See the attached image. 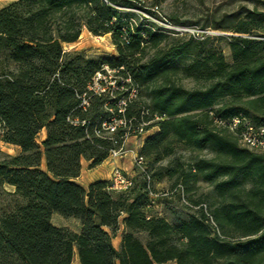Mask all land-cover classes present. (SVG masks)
<instances>
[{"label":"trees","instance_id":"obj_1","mask_svg":"<svg viewBox=\"0 0 264 264\" xmlns=\"http://www.w3.org/2000/svg\"><path fill=\"white\" fill-rule=\"evenodd\" d=\"M131 2L10 0L0 8V140L19 147L14 155L0 151V183L22 199L0 215V264L75 257L79 264H264V152L238 142L246 122L264 126V0L213 19L210 27L227 35L171 41L155 23H133L135 13L117 8ZM83 27L109 33L116 55L64 51ZM104 66L116 70L115 83L92 93ZM184 78L194 85L183 86ZM131 89L123 115L156 127L138 150L149 189L139 174L128 190L111 188L109 179L84 187L75 180L81 160L94 167L123 141L122 129L108 134L101 122ZM177 143L212 156L177 159L153 174L149 160H163ZM163 176L180 180L176 192L191 180L208 183V203L194 202V213L176 223L151 212L152 182ZM53 213L76 218L80 230L54 225ZM121 225L116 249L111 239Z\"/></svg>","mask_w":264,"mask_h":264},{"label":"rangeland","instance_id":"obj_2","mask_svg":"<svg viewBox=\"0 0 264 264\" xmlns=\"http://www.w3.org/2000/svg\"><path fill=\"white\" fill-rule=\"evenodd\" d=\"M6 5L10 0H4ZM132 4L117 5V8L125 11L135 13L136 17L128 18L131 22L144 21L146 23H155L167 33L169 40L177 38H188L192 36L194 39H201L203 35H227L228 32L215 30L210 27L213 19L218 18L220 15L228 13L238 7L245 5L249 0H131ZM5 6V5H4ZM134 23V22H133ZM150 25V24H148ZM217 45L228 55V48L224 42ZM64 51H82L85 55L95 57L99 55L114 56L116 50L111 42L110 34L93 35L85 27L82 28L81 34L74 42L63 43ZM180 82L185 87H192L193 81L190 79H181ZM144 99V96L141 97ZM156 127L153 122L149 123L148 131L141 138L145 139ZM45 130L39 131L36 137L37 143H41L44 139ZM140 139L138 137H129L125 142V148L131 153L129 156H123L119 159L128 161L132 160L133 154L138 149ZM0 151L3 153L14 155L19 151V147L0 140ZM132 156V157H131ZM212 153L207 150L191 151L181 143L174 145L173 153L165 157L163 160L150 162L149 167L154 174L160 168L165 166L174 165L178 159L180 162L189 163L195 157H211ZM84 163V162H83ZM113 164L105 165V168L100 169L99 175H108L110 168ZM114 165L122 168L124 171L133 174L132 169H124V165L117 159ZM114 166V167H115ZM40 167L45 168L44 160H42ZM85 172L88 171V165L83 164ZM180 182L176 176L168 177L163 176L160 180L154 179L152 182L154 193L158 196L154 200L151 212L163 216L170 223H176L180 220L187 219L189 215L194 213L196 206H192L194 202L208 203V196L212 190V186L201 180L193 182L190 181L188 190H184L183 196L185 203L180 195L174 189L175 184ZM187 187V186H185ZM13 188L7 183H0V215L11 212L17 205L21 204L22 199L19 195L12 193ZM167 193L162 195V193ZM59 219L63 225H69L71 228L77 227V222L71 217H63L58 213L54 214L53 220ZM139 237L144 240V235L140 234ZM75 258L71 264H79ZM164 264H172L170 262Z\"/></svg>","mask_w":264,"mask_h":264},{"label":"built area","instance_id":"obj_3","mask_svg":"<svg viewBox=\"0 0 264 264\" xmlns=\"http://www.w3.org/2000/svg\"><path fill=\"white\" fill-rule=\"evenodd\" d=\"M115 69H111L108 66H104L102 70L97 71L91 80V83L88 86V89L92 93H105L108 90V86H113L115 81L114 78L117 77L114 75ZM135 96V90L131 89L128 96L125 98H121L117 101V109L107 108L109 114L102 119L101 127L106 131V133L111 134L118 129H122L123 131V141L122 143L109 151L108 157L116 158L122 157L127 149L125 148V141L129 137H142L148 131L147 125L150 121L137 120L129 117H125L123 115L124 106L128 98ZM113 97V96H112ZM87 97H84L81 105L86 106ZM239 122V118L235 117L232 119V123L230 124V129H234L236 124ZM238 142L241 146L246 147L248 149L256 150L259 152H264V126L253 127L250 123H245V128L238 134ZM132 166H133V174L124 171L120 167H113L110 171L109 180L111 182V188L115 190H128L134 185V178L136 175H141L145 177L148 183L149 189V181H150V172L147 166V162L145 157L140 155L138 151H135L132 157ZM178 191L180 192L182 200L188 204L186 199L183 196V189L181 185H178ZM151 194V203L154 204V199L158 196L157 193ZM167 193H162V195H166Z\"/></svg>","mask_w":264,"mask_h":264},{"label":"crops","instance_id":"obj_4","mask_svg":"<svg viewBox=\"0 0 264 264\" xmlns=\"http://www.w3.org/2000/svg\"><path fill=\"white\" fill-rule=\"evenodd\" d=\"M4 5H6V3H5V1L4 0H0V8L1 7H3ZM156 131V130H155ZM155 131H153V132H155ZM152 132V133H153ZM44 137H45V133H44ZM140 139V142H139V144H138V149H136V151H138L139 150V147L141 146V144H142V142H143V140L144 139H142L141 140V138H139ZM126 142V141H125ZM15 146V145H14ZM17 147V146H16ZM131 152V151H130ZM130 152H125L124 153V155L123 156H126L127 154L130 156L131 155V153ZM122 156V157H123ZM132 157V156H131ZM119 158H121V157H116V158H110V157H107L106 159H104L100 164H98V165H96V166H94V167H89L88 166V171H90V172H85L84 171V168H83V164L85 163L86 165H88L89 164V161H87V160H85V159H82L81 160V170H80V173H79V175L76 177V181L78 182V183H80L81 185H83L84 187H86L89 183H91V182H93V181H95V180H99V179H109V177H110V171H109V173H108V175H99V172L98 171H100V169H103V168H105V165H107V164H109V163H111V164H113L112 166H111V168H110V170L115 166L114 165V162H116L117 161V159L119 160V162L120 163H122L123 165H124V169H132V160L131 161H128V159H124V160H121V159H119ZM84 162V163H83ZM12 186V185H11ZM12 188L14 189V187L12 186ZM54 214L55 213H53L52 214V216H51V222L54 224V225H56V226H67V227H69L70 229H72L73 231H75V232H78L79 230H80V223H79V221L76 219V218H72L71 217V219H73V220H75V222H77V227H75V228H71L69 225H63V224H61V222H59L58 220L59 219H55V221L53 220V218H54ZM122 230H123V226L121 225L120 226V228H119V230L117 231V233L112 237V239H111V242H112V244H113V246L116 248V249H118L119 248V246H120V241H121V232H122ZM75 259L76 260H78L77 259V257H75ZM78 262V261H77ZM79 263V262H78Z\"/></svg>","mask_w":264,"mask_h":264}]
</instances>
